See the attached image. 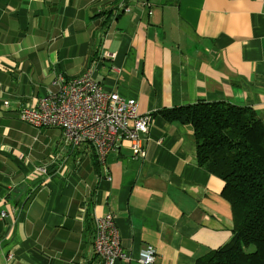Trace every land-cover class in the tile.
<instances>
[{"label":"crops","instance_id":"obj_1","mask_svg":"<svg viewBox=\"0 0 264 264\" xmlns=\"http://www.w3.org/2000/svg\"><path fill=\"white\" fill-rule=\"evenodd\" d=\"M89 70L153 117L144 158L111 153L109 179L90 148L19 119ZM199 102L264 122V0H0V264H100L108 213L132 259L116 264L146 247L155 264H199L226 245L225 183L199 165L192 126L162 114Z\"/></svg>","mask_w":264,"mask_h":264},{"label":"trees","instance_id":"obj_2","mask_svg":"<svg viewBox=\"0 0 264 264\" xmlns=\"http://www.w3.org/2000/svg\"><path fill=\"white\" fill-rule=\"evenodd\" d=\"M162 114L192 126L198 163L224 181L232 207V239L199 264H264V122L253 109L226 103L199 102Z\"/></svg>","mask_w":264,"mask_h":264},{"label":"built area","instance_id":"obj_3","mask_svg":"<svg viewBox=\"0 0 264 264\" xmlns=\"http://www.w3.org/2000/svg\"><path fill=\"white\" fill-rule=\"evenodd\" d=\"M59 92L38 102L37 107H24L19 119L35 128H55L63 132L65 144L75 151L87 147L95 155L103 176L109 179L108 157L122 147L129 148L135 158L145 156L146 135L152 124L151 115L139 113L138 102L119 93L106 91L94 78V71L67 80L58 77ZM8 106V103H5ZM45 173V170H39ZM6 214L3 213V217ZM94 251L100 264L130 263L131 258L121 244L115 216L108 213L94 218ZM156 251L143 249L138 264H155ZM14 261L8 256V263Z\"/></svg>","mask_w":264,"mask_h":264}]
</instances>
